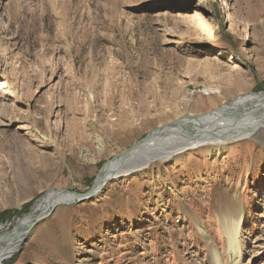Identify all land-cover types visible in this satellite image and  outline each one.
Segmentation results:
<instances>
[{
    "label": "rangeland",
    "instance_id": "obj_1",
    "mask_svg": "<svg viewBox=\"0 0 264 264\" xmlns=\"http://www.w3.org/2000/svg\"><path fill=\"white\" fill-rule=\"evenodd\" d=\"M248 93H264V0H0V235L154 129ZM180 159L60 204L3 264H209L187 212L223 248L240 211L244 262L264 264V132Z\"/></svg>",
    "mask_w": 264,
    "mask_h": 264
},
{
    "label": "bare ground",
    "instance_id": "obj_2",
    "mask_svg": "<svg viewBox=\"0 0 264 264\" xmlns=\"http://www.w3.org/2000/svg\"><path fill=\"white\" fill-rule=\"evenodd\" d=\"M64 5L68 6L69 0H64ZM198 24L200 30H206L205 24L201 22ZM89 101L93 104L96 101L95 96L90 94ZM262 108H264V93L239 94L206 114L179 119L180 124L175 123L178 120L169 125L167 123L166 128L163 127L161 131L137 145L125 159L118 157L109 162L102 169L93 190V196L90 198L98 195L111 179L128 176L149 167H160L170 159H174V164H177L181 161L182 155L191 149L210 151L212 156L219 158L227 142L264 132V110H261ZM258 117L260 120H257ZM206 123L208 126L204 127L203 124ZM102 181H105L104 185L101 184ZM72 199L71 194L53 192L36 204L30 216L19 222L12 234L7 232L1 234L0 264H3L5 258L11 257L22 248L26 236L40 221H38L39 217L50 215L60 204ZM187 214L192 217L199 233L204 234L209 252V264H226V258L229 264H245L248 251L245 248L244 213L242 211L235 212V215L232 212L230 216L221 217L226 237L223 248H220L214 236L206 231L197 213L187 212Z\"/></svg>",
    "mask_w": 264,
    "mask_h": 264
},
{
    "label": "water",
    "instance_id": "obj_3",
    "mask_svg": "<svg viewBox=\"0 0 264 264\" xmlns=\"http://www.w3.org/2000/svg\"><path fill=\"white\" fill-rule=\"evenodd\" d=\"M191 117H197V116L188 115V116H183V117H181V118H179V119H183V118H191ZM175 123H179V124H180V123H181V120H178V121H176ZM169 124H170V123H168V125H169ZM168 125L166 124V125H163V126H160V127L156 128V129H154V130L151 131L148 135H146L144 138H142L140 141H138L137 143H135L134 145H132L130 148H128L126 151H124L123 153L117 155V156H116L115 158H113L112 160L107 161V162L104 164V167H105L109 162L113 161L114 159H116V158H118V157H120V158H124V159H125V158L127 157V155H129V154L131 153V151H133V149H134L137 145H139V144L142 143L144 140L148 139L149 137H151V136H153L154 134H156V133H158L159 131H161L163 127L166 128V126H168ZM104 167H103V168H104ZM101 171H102V170H101ZM100 174H101V172H100ZM100 174L98 175V177H97V179H96L94 185L92 186V188L89 189V190L86 191V192H77V191H71V190H66V189H63V190H53V191H55L57 194H60V193H67V194H71V195L73 196V199H72L71 201L64 202L65 204H72V203H76V202H82V201H85V200H87L88 198L90 199V197L93 196V190H94V188H95V186H96V184H97V181L99 180L98 178H99ZM104 183H105V181H104V182L102 181L101 184L104 185ZM47 216H48V214H47V215H42L41 217L38 218V221L41 220V219H43V218H45V217H47ZM13 231H14V230H11V231H8L7 233H8V234H12Z\"/></svg>",
    "mask_w": 264,
    "mask_h": 264
},
{
    "label": "trees",
    "instance_id": "obj_4",
    "mask_svg": "<svg viewBox=\"0 0 264 264\" xmlns=\"http://www.w3.org/2000/svg\"><path fill=\"white\" fill-rule=\"evenodd\" d=\"M11 216V211H4L3 213H0V218L2 220H5L6 218H10Z\"/></svg>",
    "mask_w": 264,
    "mask_h": 264
}]
</instances>
